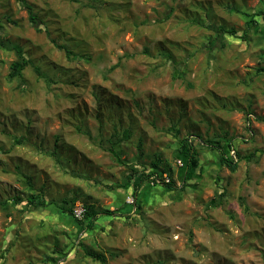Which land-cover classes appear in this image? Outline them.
<instances>
[{
  "label": "rangeland",
  "instance_id": "1",
  "mask_svg": "<svg viewBox=\"0 0 264 264\" xmlns=\"http://www.w3.org/2000/svg\"><path fill=\"white\" fill-rule=\"evenodd\" d=\"M25 1L40 31L0 0V264H264V0ZM17 50L31 64L9 79ZM226 142L235 171L218 162ZM155 154L173 188L117 187ZM90 204L89 227L73 208Z\"/></svg>",
  "mask_w": 264,
  "mask_h": 264
},
{
  "label": "trees",
  "instance_id": "2",
  "mask_svg": "<svg viewBox=\"0 0 264 264\" xmlns=\"http://www.w3.org/2000/svg\"><path fill=\"white\" fill-rule=\"evenodd\" d=\"M20 2L24 8L27 10L28 13V19L29 22L34 24L35 28L40 31L41 28L38 26L39 21L37 19L36 14L33 12L31 4L27 3L25 0H17ZM259 13L262 14V18L264 19V10H259ZM171 14V10L168 11V13L165 15L166 18H168ZM253 21V20H250ZM46 36L50 39L54 47L58 50H62L67 58H75L77 54H75L65 43H59L56 39L50 38L49 31L47 28H43ZM216 31L219 33H228V34H234L235 32L232 29H225L223 27H218ZM244 37V35H243ZM209 43L212 44L213 40H209ZM18 59L10 64L9 72H8V78L12 79L15 77H22V71L23 69L28 65L31 64L29 59H26L23 55H21L20 51L17 50ZM166 58L169 60L173 67V74L172 76L174 78H184L185 72H184V63L177 62L176 60L172 59L170 56L166 55ZM186 66V65H185ZM259 70L264 71V67L259 68ZM38 71V69H37ZM175 132H178L177 130ZM200 139V138H199ZM17 143L20 142V140H16ZM110 141L109 149L112 151H115V147L117 145V142L115 140H108ZM207 144L210 147L214 148H221L220 139H213V140H201L198 142L199 147L202 145ZM227 149H221L220 156L218 159V162L221 166H226L230 171H235L237 168V160L234 161L230 156H228V150L233 146L232 143L226 142L225 145ZM137 150H138V156H142V148H141V142H137ZM177 157L179 160H182L183 166L185 167V174L188 175L190 171L197 169L199 167V157H198V150L197 147L194 145L192 139L189 138V136H185L180 139L179 146L177 150ZM237 155V154H236ZM172 170L169 165V163L165 162L162 157L159 154H155L154 159L151 161L150 165L147 167L145 165H142L141 169H138L135 166H129V169L127 170V173L125 174V180L117 185V187L122 186L124 184H131L132 190L134 194L136 191L140 188V186L146 182V180L156 175L160 182H155L154 184H161L163 186L168 187L169 189L174 187V182L172 180ZM164 175L169 177L168 182H164ZM28 181H30L28 178ZM109 189H113L114 187L112 185H108ZM223 194V192H222ZM18 199V198H16ZM30 203L33 205H39L42 203V199L29 200ZM0 204L4 205L5 202H0ZM68 212L71 214V209H67ZM98 211H96L93 206L90 204L86 206V210L84 212V219H87V225L90 227L92 225L93 220L97 217ZM76 220V219H75ZM79 223H82L83 220H76ZM85 253L88 257H90L93 260L99 261L104 263L105 262V256L100 253L93 251L91 249L85 250Z\"/></svg>",
  "mask_w": 264,
  "mask_h": 264
},
{
  "label": "built area",
  "instance_id": "3",
  "mask_svg": "<svg viewBox=\"0 0 264 264\" xmlns=\"http://www.w3.org/2000/svg\"><path fill=\"white\" fill-rule=\"evenodd\" d=\"M228 156H230L234 161H236V152H235L233 147H231L228 150ZM150 179H151V181H154V182H157V183L160 182L159 178L156 175L151 176ZM163 180H164V182H168L169 181V179L167 177H165ZM84 212H85V209L81 208L79 206L78 207L76 206V207L73 208V215L76 218H78V219H80L81 217L84 216Z\"/></svg>",
  "mask_w": 264,
  "mask_h": 264
}]
</instances>
